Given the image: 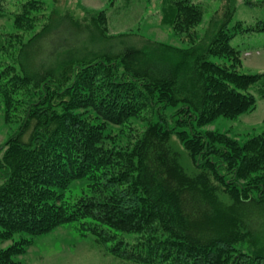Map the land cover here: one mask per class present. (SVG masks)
<instances>
[{
    "label": "trees",
    "instance_id": "1",
    "mask_svg": "<svg viewBox=\"0 0 264 264\" xmlns=\"http://www.w3.org/2000/svg\"><path fill=\"white\" fill-rule=\"evenodd\" d=\"M166 1L187 47L112 34L102 12L83 25L51 13L28 43L42 41L33 71L16 57L19 70L0 72L5 120L23 110L0 145V239L15 240L0 264H18L32 237L69 224L140 263L264 264V128L245 138L205 128L264 97V71L237 69L238 0H221L212 19L198 0ZM206 20L199 39L192 31ZM244 24L264 31V20ZM131 119L142 131L117 142L111 126ZM172 136L196 172L180 164ZM73 189L81 194L70 200ZM194 216L207 223L200 233ZM118 231L146 238L130 244Z\"/></svg>",
    "mask_w": 264,
    "mask_h": 264
},
{
    "label": "rangeland",
    "instance_id": "2",
    "mask_svg": "<svg viewBox=\"0 0 264 264\" xmlns=\"http://www.w3.org/2000/svg\"><path fill=\"white\" fill-rule=\"evenodd\" d=\"M192 1L197 2V0ZM205 1L198 0V3H202L201 5L206 9L204 18L210 15L212 19L216 14L219 15L221 0ZM223 3L224 1L221 4ZM170 5L171 3L166 0H0V72H3L4 76L6 70L8 73L19 70L21 67L16 63V57L29 68V71H33L42 41L38 39L37 45L28 43L47 24L51 13L57 18L60 16H68L73 20L79 18L78 21L83 25L82 19L85 16L89 17L93 12H102L112 34L136 32L142 39V45L154 50L164 43L174 47H187L192 41L189 40L191 35L179 31L170 20L168 21ZM32 6H37L38 9L31 8ZM234 18L245 23H251L256 19L264 20V6L257 0H250V4H246L245 0H238ZM207 22L208 20L204 21L203 26L202 24L196 26L192 31L193 34H198L199 39ZM244 22L238 27V33L232 40L233 45L242 51L237 69L245 73L264 71V31L256 30L252 26L245 25ZM217 60L230 62L226 57H219ZM9 65H13L15 70H11ZM2 98L0 93V145L13 133L23 117V110H20L13 114L16 121L7 122ZM143 124L144 122L131 119L122 125L111 126L117 132H113L112 136L117 142L134 139L135 134L142 131ZM205 128L216 129L237 138L251 136L264 128V97L258 98L256 107L251 112L241 114L237 118L216 119L205 125ZM170 144L178 151L180 164L190 173L196 172L197 169L191 158L179 141L172 136ZM80 194L81 189H73L66 196L74 200ZM198 203L199 211L202 208L208 210L204 198H200ZM187 217L191 222L188 214ZM193 220L194 225L198 226L194 232L200 233L198 228H207L203 218L194 216ZM116 235L117 238L120 236L119 239L129 238L130 244H137L140 239L146 238V234L130 236L119 231ZM14 241L0 239V250ZM116 246L113 241H101L98 236L83 233L74 224L59 225L46 234L32 237V242L16 259L18 264H145L126 257L128 253L121 252V249L112 251Z\"/></svg>",
    "mask_w": 264,
    "mask_h": 264
}]
</instances>
